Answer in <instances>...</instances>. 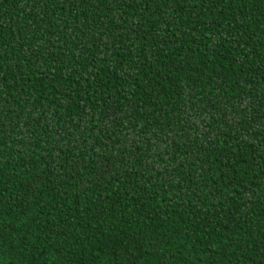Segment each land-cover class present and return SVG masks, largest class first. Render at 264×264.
I'll return each instance as SVG.
<instances>
[{
    "label": "trees",
    "instance_id": "1",
    "mask_svg": "<svg viewBox=\"0 0 264 264\" xmlns=\"http://www.w3.org/2000/svg\"><path fill=\"white\" fill-rule=\"evenodd\" d=\"M0 264H264V0H0Z\"/></svg>",
    "mask_w": 264,
    "mask_h": 264
}]
</instances>
